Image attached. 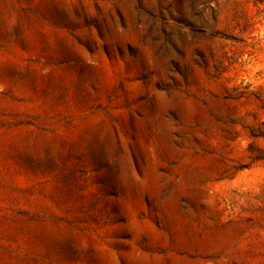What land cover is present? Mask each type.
Masks as SVG:
<instances>
[{
	"label": "rangeland",
	"instance_id": "374dc122",
	"mask_svg": "<svg viewBox=\"0 0 264 264\" xmlns=\"http://www.w3.org/2000/svg\"><path fill=\"white\" fill-rule=\"evenodd\" d=\"M0 264H264V0H0Z\"/></svg>",
	"mask_w": 264,
	"mask_h": 264
}]
</instances>
